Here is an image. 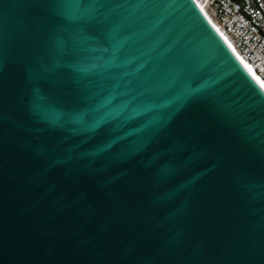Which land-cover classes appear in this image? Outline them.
Wrapping results in <instances>:
<instances>
[{
  "label": "water",
  "instance_id": "1",
  "mask_svg": "<svg viewBox=\"0 0 264 264\" xmlns=\"http://www.w3.org/2000/svg\"><path fill=\"white\" fill-rule=\"evenodd\" d=\"M0 264H264V87L196 0H0Z\"/></svg>",
  "mask_w": 264,
  "mask_h": 264
},
{
  "label": "built area",
  "instance_id": "2",
  "mask_svg": "<svg viewBox=\"0 0 264 264\" xmlns=\"http://www.w3.org/2000/svg\"><path fill=\"white\" fill-rule=\"evenodd\" d=\"M196 1L235 53L264 82V0ZM240 7L249 19L238 11Z\"/></svg>",
  "mask_w": 264,
  "mask_h": 264
},
{
  "label": "bare ground",
  "instance_id": "3",
  "mask_svg": "<svg viewBox=\"0 0 264 264\" xmlns=\"http://www.w3.org/2000/svg\"><path fill=\"white\" fill-rule=\"evenodd\" d=\"M223 36V35H222ZM223 38L225 39V41L229 44V46L231 47L230 43L226 40V38L223 36ZM232 48V47H231ZM233 49V48H232ZM235 52V51H234ZM238 56V55H237ZM238 58H240L238 56ZM241 62L244 64V66L252 73V75L256 78V80L264 87V82L261 81L255 74L254 72L252 71L251 67L249 65H247V63L245 61H243L241 58H240Z\"/></svg>",
  "mask_w": 264,
  "mask_h": 264
}]
</instances>
